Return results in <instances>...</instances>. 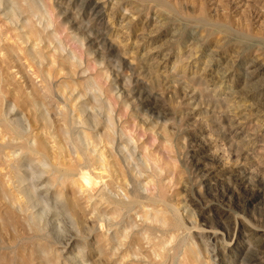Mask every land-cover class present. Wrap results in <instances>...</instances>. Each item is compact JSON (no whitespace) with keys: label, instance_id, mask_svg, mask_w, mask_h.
Returning a JSON list of instances; mask_svg holds the SVG:
<instances>
[{"label":"rangeland","instance_id":"374dc122","mask_svg":"<svg viewBox=\"0 0 264 264\" xmlns=\"http://www.w3.org/2000/svg\"><path fill=\"white\" fill-rule=\"evenodd\" d=\"M0 264H264V0H0Z\"/></svg>","mask_w":264,"mask_h":264},{"label":"bare ground","instance_id":"6f19581e","mask_svg":"<svg viewBox=\"0 0 264 264\" xmlns=\"http://www.w3.org/2000/svg\"><path fill=\"white\" fill-rule=\"evenodd\" d=\"M32 9V8H31ZM92 9V8H91ZM81 10V9H80ZM83 45V44H82ZM109 120H111V119H109ZM108 120V121H109ZM81 121V120H80ZM79 121V122H80ZM108 121H107V123H108ZM109 122H111V121H109ZM111 124H112V122H111ZM111 124H108V126L109 125H111ZM109 129V132H111L112 130V125L110 126V128H108ZM115 132V131H114ZM112 134V133H111ZM35 141V139L34 140H32V142H34ZM109 143V142H108ZM104 149V148H103ZM105 149H106V147H105ZM99 151V150H98ZM101 152H102V150H101ZM100 152V153H101ZM102 155H103V153H102ZM101 157H104V155L103 156H101V154L99 155V160L101 159ZM104 160V159H103ZM102 160V161H103ZM100 162V161H99ZM101 170V169H100ZM102 171H105V168L103 167V170ZM102 171H99V172H102ZM103 173V172H102ZM102 173H101V175H102ZM105 173H106V171H105ZM88 173L85 171L84 172V175L86 176ZM98 174V177H100L101 179L103 178V177H101L100 175H99V173H97ZM103 176V175H102ZM104 177H106V176H104ZM98 179V178H97ZM88 183H89V181L87 180V181H84V185H88ZM79 184V183H78ZM81 184V183H80ZM76 187H77V185H76ZM81 187V186H80ZM83 187V186H82Z\"/></svg>","mask_w":264,"mask_h":264}]
</instances>
